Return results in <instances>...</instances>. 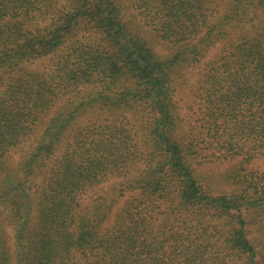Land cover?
<instances>
[{"label": "trees", "instance_id": "16d2710c", "mask_svg": "<svg viewBox=\"0 0 264 264\" xmlns=\"http://www.w3.org/2000/svg\"><path fill=\"white\" fill-rule=\"evenodd\" d=\"M255 159L264 0H0V264H264Z\"/></svg>", "mask_w": 264, "mask_h": 264}, {"label": "rangeland", "instance_id": "374dc122", "mask_svg": "<svg viewBox=\"0 0 264 264\" xmlns=\"http://www.w3.org/2000/svg\"><path fill=\"white\" fill-rule=\"evenodd\" d=\"M185 83H187L185 81ZM182 98L181 103L184 104L186 100V95L182 93L180 95V99ZM184 109H186L184 104ZM241 157L232 158L229 161L219 162L215 164L207 163L204 166V179H206L205 184H211V190L213 192L218 191H229L233 188L232 184H230L226 178L227 174H230V170L237 166H242ZM241 163V164H240ZM245 168L250 171H254L256 174L264 173V159H255L246 164ZM254 224V223H253ZM248 234L249 236H254L257 239H263V236H260V230L256 228L254 225L248 226Z\"/></svg>", "mask_w": 264, "mask_h": 264}]
</instances>
